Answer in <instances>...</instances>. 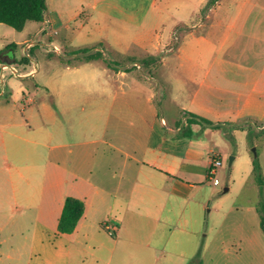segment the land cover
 Returning <instances> with one entry per match:
<instances>
[{"label":"crops","instance_id":"0c3cea01","mask_svg":"<svg viewBox=\"0 0 264 264\" xmlns=\"http://www.w3.org/2000/svg\"><path fill=\"white\" fill-rule=\"evenodd\" d=\"M87 1L90 13L83 16L78 3L66 21L68 42L112 36L115 53L125 55L133 44L154 57L171 40L172 31L165 44L150 36L169 2L152 0L146 17L115 14L113 0ZM205 4L175 0L176 29L195 17L196 23L172 48L177 61L134 64L147 76L75 53L83 48L63 52L46 30L57 23L46 13L32 21L36 32L27 30L29 21L21 39L0 38V64L18 70L0 79V264H172L173 228L188 244L184 250L176 241L179 264L206 256L208 241L198 249L194 184L180 182L179 174H195L193 161L209 150L211 179L212 157H221L200 147L193 130L174 140L180 129L167 127L162 116L168 103L187 124L186 115L194 114L221 124L214 130L245 133L238 124L248 120L264 127V0H218L202 13ZM39 35L51 44L36 42ZM101 44L91 53L104 56ZM19 45L26 57L19 58ZM40 47L48 48V61H33ZM161 68L172 76L152 74ZM67 197L85 209L75 230L62 234Z\"/></svg>","mask_w":264,"mask_h":264},{"label":"rangeland","instance_id":"374dc122","mask_svg":"<svg viewBox=\"0 0 264 264\" xmlns=\"http://www.w3.org/2000/svg\"><path fill=\"white\" fill-rule=\"evenodd\" d=\"M152 0H145L144 5L138 0H113L114 13L142 16L152 15L151 8L146 11L148 4ZM218 0H206V4L202 9V13L208 9ZM87 0H46V15L50 19H54L57 23L46 27L49 34L54 36L52 43L57 45L63 52L68 49L87 48L93 50L94 47H99L100 44L104 49L103 60L117 61L128 71H140L143 75H148L147 68L137 70L135 63L151 62L153 61H177L178 58L172 53V48L177 46L178 37L183 38L188 27L196 23V18L185 26L184 22L178 23L179 27L176 29V18L172 15V8L175 0H161V5L169 2L164 6V12L161 14L160 28L152 31L150 36L155 43L165 44L169 41V35L172 31L171 40L166 47H162L161 51L156 53L154 57H149L145 52L133 47L125 55L115 53L112 36L95 37L93 40H86L82 38H71L67 41L68 35L65 28L66 21L70 14H73V9L77 8L78 3L84 12L83 16L90 13ZM159 3V2H158ZM82 5V6H81ZM118 8V9H117ZM0 28L10 30L9 33L0 31V38L19 40L23 36L21 32L14 30L7 25H0ZM39 29V24L30 21L27 30L32 33ZM54 31H60L59 35H54ZM174 33V36H173ZM4 38V39H5ZM125 40L131 42L133 37H124ZM37 40V39H36ZM44 42L47 46L51 43L49 40L39 35L36 42ZM73 47V48H72ZM47 47H40L34 50L33 61L44 60L48 61ZM19 58L26 57L27 52L23 45L17 47ZM1 54V52H0ZM29 58V57H28ZM103 64V63H100ZM172 69L161 68L152 71V74L165 81L172 76ZM82 104L84 103L81 102ZM168 111L162 117L167 123V127L178 130L177 137H182L185 132L193 130V139L198 141L200 147L208 145L210 151L219 154L222 165L217 169L216 177L217 183L213 178L207 177V161L208 151L204 152L202 159L193 161L195 166V174L187 173L179 174L180 182L187 183L188 181L194 184L192 201L199 204L200 224L198 235V249L202 247V242L206 244V256L203 257L205 264H264V234L259 226V213L257 212V204L259 201V186L252 173L253 160L257 159L261 166V174L264 180V127L258 121H244L238 124L239 127L245 129L246 132L234 131L231 128L214 130L210 127L207 132H204L203 127H196L186 123L184 120V112L172 105H166ZM85 114L82 113V116ZM207 148V149H208ZM230 158H233L230 164ZM181 239L184 250L187 249L186 236L181 234L176 228L172 229V264H179L177 257L173 255L177 252L176 241ZM254 242H249V241ZM202 259L194 261L186 259L183 264H198L202 263ZM165 262H163L164 264ZM202 263V264H203Z\"/></svg>","mask_w":264,"mask_h":264},{"label":"trees","instance_id":"16d2710c","mask_svg":"<svg viewBox=\"0 0 264 264\" xmlns=\"http://www.w3.org/2000/svg\"><path fill=\"white\" fill-rule=\"evenodd\" d=\"M45 11L46 0H0V24L7 25L20 32L29 21H43ZM75 53L84 55L87 60L103 58L100 52L91 53V50L87 48L79 49ZM107 62L109 66H114L115 62ZM186 120L190 125L201 124L212 128L221 127V124H214L210 120L194 114H187ZM252 173L259 186L257 211L260 217V227L264 233V180L261 174V166L257 159L253 160ZM84 209L85 206L81 200L74 197H67L59 219L58 231L62 234L72 233L82 218ZM198 264L202 263L200 262Z\"/></svg>","mask_w":264,"mask_h":264},{"label":"built area","instance_id":"2783aa9c","mask_svg":"<svg viewBox=\"0 0 264 264\" xmlns=\"http://www.w3.org/2000/svg\"><path fill=\"white\" fill-rule=\"evenodd\" d=\"M53 50H57V48L55 46H52ZM7 74L11 75V76H16L18 75V70L17 68L9 63L3 62L0 64V79H1V83L4 82L5 78L7 77ZM222 165V161H220L219 158L217 157H212L211 160V166L209 168V177L212 179L216 178V173H217V169Z\"/></svg>","mask_w":264,"mask_h":264},{"label":"water","instance_id":"95a60500","mask_svg":"<svg viewBox=\"0 0 264 264\" xmlns=\"http://www.w3.org/2000/svg\"><path fill=\"white\" fill-rule=\"evenodd\" d=\"M232 160H233V158H230V164H231Z\"/></svg>","mask_w":264,"mask_h":264}]
</instances>
